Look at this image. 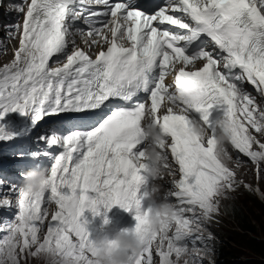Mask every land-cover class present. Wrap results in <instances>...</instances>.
<instances>
[{
    "label": "snow or ice",
    "instance_id": "obj_1",
    "mask_svg": "<svg viewBox=\"0 0 264 264\" xmlns=\"http://www.w3.org/2000/svg\"><path fill=\"white\" fill-rule=\"evenodd\" d=\"M9 8L23 22L5 25L19 47L0 66V143L30 136L46 118L65 119L34 138L45 148L13 153L21 162L52 163L41 192L11 183L18 211L0 223V264H27L29 257L94 264L83 214L116 205L135 213L132 230L143 245L128 264H213L207 225L242 183L225 163L229 146L237 165L242 155L258 179L264 175V103L244 87L264 98V0H156L150 11L137 0H22ZM85 31L100 37L89 51L75 41ZM94 46L101 48L95 58ZM149 127L158 141L146 137ZM145 141L161 160L170 151L169 174L179 177L164 197L175 198L174 215L159 229L144 204L154 178L142 162ZM54 146L62 151L54 154ZM29 170L17 166L21 178ZM10 205L0 200V207Z\"/></svg>",
    "mask_w": 264,
    "mask_h": 264
},
{
    "label": "clouds",
    "instance_id": "obj_2",
    "mask_svg": "<svg viewBox=\"0 0 264 264\" xmlns=\"http://www.w3.org/2000/svg\"><path fill=\"white\" fill-rule=\"evenodd\" d=\"M195 131L207 135L205 130L199 126L195 128ZM145 135L152 141L159 140V136L154 127L147 128L145 130ZM218 140L221 143H224L226 142L227 137L224 134H220ZM231 151L233 150L231 149ZM160 161V155L155 147L145 150L144 162L151 164L149 173L151 176L155 177L158 175ZM226 164L236 171L237 181L241 178L243 179L244 184L232 192V195L229 196L230 199H225L221 202L219 215L216 216L212 223L207 225L208 231L213 235V240L211 241L212 254L210 257L213 264H236L235 262H230L226 259L231 255V252L226 251L227 246L225 245V242H230L252 254L247 246L239 243V236L245 235L257 241H264L261 233V239H255V237H258L257 233L254 235L242 228L236 214V211H242L249 216L248 221L254 219L252 217L253 213L250 210L254 207V203H260L258 198L261 200L264 199V180H261L262 176L259 179L257 178L254 166L251 162L247 168L243 165L235 166L232 161H228ZM48 181L49 174L47 171L29 170L23 174V189L33 192H41L46 188ZM167 183H169V180L163 178L161 182L162 192H168L170 190ZM244 185H249L251 190L245 188ZM165 187L168 188L165 189ZM157 192L158 189L156 187L149 185L146 188L144 195L145 208L150 209L147 219L149 224L155 229H159L162 225L167 224L174 215V206L169 203L158 202L156 199ZM242 194L245 196L244 199L246 205L244 208L239 207L238 204H236L237 197ZM247 204L249 207H247ZM229 219H231L233 223H230L228 221ZM109 223V220L107 223L103 221L101 224V233L103 234L97 235L95 238L91 239V247L95 251V256L93 257L94 264H128V257L130 254H138L142 250V241L132 229L129 230L124 228L111 234L105 232L104 230ZM250 225L254 227L256 226V222L253 224L250 223ZM225 226H228L229 229H225ZM253 258L256 259L255 256H253ZM247 262L239 264H245ZM250 262L251 261H249V263ZM203 264H209V259L206 258L203 261Z\"/></svg>",
    "mask_w": 264,
    "mask_h": 264
},
{
    "label": "rangeland",
    "instance_id": "obj_3",
    "mask_svg": "<svg viewBox=\"0 0 264 264\" xmlns=\"http://www.w3.org/2000/svg\"><path fill=\"white\" fill-rule=\"evenodd\" d=\"M9 3H13L12 1H9ZM14 19L11 18L10 19V22L13 23ZM16 21V20H15ZM14 21V23H16ZM2 22L5 23L6 20L3 18L2 19ZM4 26L3 25H0V37H7L10 38L7 34V30H3ZM3 30V35L1 36V32ZM18 37V35L15 37V38H11L13 40H16ZM3 59V54L2 52H0V61ZM257 95V99H262L258 96V94H255ZM9 143H0V159L4 157V152L8 149L7 145ZM4 145V146H3ZM4 150V151H3ZM3 155V156H2ZM261 180H264V175H262L261 177ZM244 195H239L236 199V204H238L239 207H242L244 208L245 207V199H244ZM259 202L260 203H254V207L250 210L253 214V218L254 219H251L249 222L251 224H253L254 222H256V226L255 229H256V233L258 234L257 236L258 237H255V239H261V236H260V232L261 231H264V219H260V216H261V213L259 211V209H264V199L261 200L260 198H258ZM247 207H249V205L247 204ZM253 220V221H252ZM230 223H233V221L231 219L228 220ZM259 223H262L261 226H257L259 225ZM225 229H229L228 226H225ZM44 233L46 234V228L44 230ZM4 234H0V238H2ZM43 238V235L41 234V239ZM225 245L227 246L226 248V251H230L231 252V255L228 256L226 259L229 260L230 262H235L236 264H239V263H242V262H249V261H252V260H255L253 258V255L250 254L247 250L239 247V246H235L233 244H231L230 242H225ZM41 262H43L42 264H47L46 260L43 259V258H32V257H29L28 260H27V264H40Z\"/></svg>",
    "mask_w": 264,
    "mask_h": 264
},
{
    "label": "trees",
    "instance_id": "obj_4",
    "mask_svg": "<svg viewBox=\"0 0 264 264\" xmlns=\"http://www.w3.org/2000/svg\"><path fill=\"white\" fill-rule=\"evenodd\" d=\"M259 211L261 213L260 219H264V209H259ZM236 214H237L238 221L240 222L242 228L256 235L255 227L250 225L248 221L249 216L244 214L242 211L241 212L236 211ZM261 225L262 223H259L258 226H261ZM260 233H261L262 238L264 239V231H261ZM239 239H240L239 243L247 246L251 250L253 256L256 257L255 260H252L250 263L247 262L245 264H264V241H257L245 235L239 236ZM40 264H42V262Z\"/></svg>",
    "mask_w": 264,
    "mask_h": 264
},
{
    "label": "bare ground",
    "instance_id": "obj_5",
    "mask_svg": "<svg viewBox=\"0 0 264 264\" xmlns=\"http://www.w3.org/2000/svg\"><path fill=\"white\" fill-rule=\"evenodd\" d=\"M145 10H151L149 8H144ZM7 37V35H6ZM4 146V145H3ZM4 151V150H3ZM3 156V155H2ZM143 160V159H142ZM165 164L159 165V172L160 174L156 176V180L155 182H150V185L156 187L158 189V192L156 194V199L158 202H163V203H169V204H175L174 200L172 197H168L167 200L164 199V197L166 196L167 192H162V186H161V182L163 178L168 179L169 181H172L174 178L178 179V175L173 177L169 174L170 170L167 167H164ZM168 187L171 189L172 188V184H168ZM146 207V206H145ZM129 211L123 210V213H127ZM240 220V219H239ZM242 220V219H241Z\"/></svg>",
    "mask_w": 264,
    "mask_h": 264
}]
</instances>
